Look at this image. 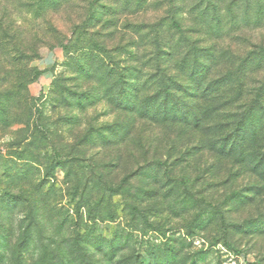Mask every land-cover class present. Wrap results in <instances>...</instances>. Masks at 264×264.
<instances>
[{
	"label": "rangeland",
	"instance_id": "obj_1",
	"mask_svg": "<svg viewBox=\"0 0 264 264\" xmlns=\"http://www.w3.org/2000/svg\"><path fill=\"white\" fill-rule=\"evenodd\" d=\"M236 79L264 101V0H0V264H264L258 151L169 121Z\"/></svg>",
	"mask_w": 264,
	"mask_h": 264
},
{
	"label": "trees",
	"instance_id": "obj_2",
	"mask_svg": "<svg viewBox=\"0 0 264 264\" xmlns=\"http://www.w3.org/2000/svg\"><path fill=\"white\" fill-rule=\"evenodd\" d=\"M172 23L178 26L176 21L172 20ZM230 86L232 94L231 92L228 93V91L220 95V97L218 96L210 99L209 103L214 105L212 108H206L201 112L200 104L203 103V100L201 102V100H199L200 97H195L196 101L193 103L190 110L182 113V121L177 118L179 116L174 114V112L169 121L171 123L179 121L181 127H184L186 132L189 131L188 134H197V141L202 147V151L213 150L215 153L212 152V154L217 157H220L221 154L229 157L231 156L232 164L240 163V165L244 166L246 161L244 159L248 154L249 156L255 155V151H258V153L260 151V154L256 153V159L254 160L259 164L261 172L264 173V146H262L264 145V137H261V135L259 136V132L256 128L257 125H255L257 117L254 114L255 110L264 103L263 100H260L263 99V96H258L259 99L254 98V100L249 98V92L238 79ZM134 97L137 98L138 94L135 93ZM240 102L244 105L243 111H236L234 115H231L229 110L232 108V105H234L233 103L240 104ZM222 112L227 113L225 118L228 122H226V119L223 123L220 122V113ZM203 136H207V138H203ZM206 139L210 140L207 144L205 143ZM232 141L234 142L231 143ZM247 144L248 146L250 144V149H246ZM233 151L237 153L232 155ZM157 163L163 164L162 161ZM110 187L113 191L120 190V184ZM216 209L220 217L219 219L224 221L223 212L218 207H216Z\"/></svg>",
	"mask_w": 264,
	"mask_h": 264
}]
</instances>
